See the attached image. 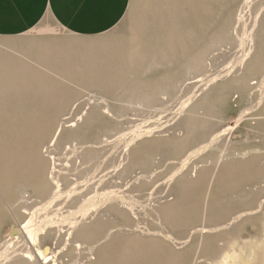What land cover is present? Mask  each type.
Masks as SVG:
<instances>
[{"label": "rangeland", "instance_id": "rangeland-1", "mask_svg": "<svg viewBox=\"0 0 264 264\" xmlns=\"http://www.w3.org/2000/svg\"><path fill=\"white\" fill-rule=\"evenodd\" d=\"M254 22L259 51L242 67L237 39ZM154 56L158 65L150 64ZM263 77L264 0H129L122 18L101 34L74 35L47 16L20 35L0 36V240L17 225L15 215L21 221L22 211L32 209L38 220L61 218L49 221L47 230L56 231L63 216L89 222L79 230V264H95L88 261L93 257L96 264H192L194 258L193 264H208L206 258L217 257L229 241L261 239ZM80 113L83 120L73 132L79 131V140L72 142L66 131L52 142L57 124ZM69 142L76 143L74 151L64 149ZM45 147L75 181L63 186L47 211L40 202L45 194L39 156ZM22 180L27 195L18 201ZM72 185L79 199L69 201L64 194ZM111 189L122 200L97 195ZM92 202L97 211L80 210ZM135 221L141 231L123 226ZM219 224L197 247L195 229ZM25 248L23 242L15 245ZM74 254L63 255L64 263L72 264Z\"/></svg>", "mask_w": 264, "mask_h": 264}, {"label": "bare ground", "instance_id": "bare-ground-1", "mask_svg": "<svg viewBox=\"0 0 264 264\" xmlns=\"http://www.w3.org/2000/svg\"><path fill=\"white\" fill-rule=\"evenodd\" d=\"M239 14V13H238ZM259 14H257L258 16ZM239 18H237L238 20ZM256 19V18H255ZM257 20V19H256ZM256 22V21H255ZM255 22L250 26V28L248 27H242V30L240 31V39L239 40V44L240 47H242V54L239 58V62L240 65H242V67L246 66V65H251V57L253 55V53H257L259 51V47H255L254 49V45L257 42L255 37H254V27H255ZM236 26V25H235ZM247 26V25H246ZM237 27V26H236ZM235 33V32H234ZM257 36V35H256ZM239 46V45H238ZM239 47V48H240ZM240 49V50H241ZM166 52V51H165ZM167 53V52H166ZM163 54V53H162ZM161 54V55H162ZM168 54V53H167ZM183 54V53H182ZM155 55V54H154ZM255 56V55H254ZM160 57V56H159ZM185 57V56H184ZM196 57V56H195ZM161 58V57H160ZM204 58V53L200 56V62H202L201 60H203ZM162 59V58H161ZM197 59V58H196ZM205 59V58H204ZM251 59V60H250ZM158 60H160L159 58L157 59L155 56L152 57L150 64L151 65H158ZM198 62V61H197ZM199 62V63H200ZM204 63V62H203ZM193 64V63H192ZM201 64V63H200ZM148 66V65H147ZM196 66V65H195ZM204 66V65H203ZM146 68V67H145ZM199 69H201L199 67ZM203 70V69H202ZM11 73V72H10ZM4 74V72H3ZM24 74V73H23ZM10 76V75H9ZM25 76V75H24ZM262 77V76H261ZM9 78V77H8ZM216 78V77H215ZM6 79V78H5ZM10 79V78H9ZM188 81V80H187ZM192 81V80H191ZM202 81V80H201ZM214 81V80H213ZM197 82V81H196ZM183 83V82H182ZM191 84V82H189ZM260 87L264 88V77L261 79L260 81ZM260 88V90H261ZM27 91V90H26ZM11 93V92H10ZM9 93V95H10ZM30 94V93H29ZM13 96V95H12ZM33 98V97H32ZM190 99V98H189ZM8 100L10 101V98H8ZM259 101V100H258ZM23 102V101H22ZM189 102V101H188ZM28 103V102H27ZM190 103H186L183 104L181 111H185L188 107H189ZM38 106V105H37ZM35 106V107H37ZM29 107V106H28ZM33 107V108H35ZM27 108V107H26ZM1 109V108H0ZM37 109V108H35ZM25 110V109H24ZM27 110V109H26ZM30 110V108H29ZM27 110V111H29ZM90 111V110H89ZM26 112V111H25ZM99 112V111H98ZM16 113V112H14ZM29 113V112H28ZM27 113V114H28ZM34 113H37L34 111ZM102 113V112H101ZM38 114V113H37ZM65 114V113H64ZM63 114V115H64ZM81 114V113H80ZM84 114V113H83ZM100 114V113H99ZM103 114V113H102ZM29 115V114H28ZM35 115V114H34ZM96 115H98V113H96ZM23 117V115H21ZM30 116V115H29ZM101 116V115H100ZM82 114L70 119H65L62 123H58L53 134L51 137L52 142H56L57 140H60L63 136V134H65L66 131L68 132H72V142L74 140H79V131L78 133H76L77 135H74L73 132L76 131L77 125L79 123L80 120H83L82 118ZM95 117V116H94ZM27 118V117H26ZM28 118H31L28 117ZM93 118V117H91ZM90 118V119H91ZM34 119V118H33ZM13 120V119H12ZM25 120V119H24ZM30 120V119H29ZM32 120V119H31ZM86 120V119H85ZM110 120V119H109ZM240 121V120H239ZM21 122V121H20ZM19 122V123H20ZM61 122V121H60ZM30 123V122H29ZM33 123V121L31 122ZM21 124V123H20ZM37 124V123H36ZM42 124V123H41ZM32 125V124H31ZM43 125V124H42ZM39 126V124H38ZM40 127V126H39ZM45 127V126H44ZM30 128V125L29 127ZM27 128V130H28ZM42 128V127H41ZM32 129V128H31ZM33 130V129H32ZM70 130V131H69ZM31 131V130H29ZM35 132V131H34ZM82 132V131H81ZM149 132V131H147ZM25 133V132H24ZM85 133V131H84ZM81 133V134H84ZM140 133H138L136 136L138 137ZM142 134V133H141ZM33 135V133H32ZM47 135V134H46ZM83 135H81L80 137H82ZM135 136V135H134ZM23 137V136H22ZM27 137V136H26ZM71 137V136H70ZM85 137V136H83ZM103 138V136H102ZM139 138V137H138ZM28 139V138H27ZM63 139V138H62ZM82 140V138H80ZM108 140V139H107ZM112 141V140H111ZM134 139L133 137L131 138V141L129 142V144H127V148H125L124 152H127L128 149L130 148L131 145L134 144ZM69 142L67 148L64 146V149H69L71 148V151H74L76 149V143H72ZM85 142V141H84ZM83 143V142H82ZM86 143V142H85ZM83 143V144H85ZM110 143V141L108 142ZM27 144V143H26ZM90 144V143H89ZM96 144V143H95ZM86 145V144H85ZM24 147V146H23ZM88 147V146H87ZM126 147V146H125ZM25 148V147H24ZM40 148V147H39ZM38 148V149H39ZM92 148V147H91ZM90 148V149H91ZM28 148H25V150ZM95 149V148H94ZM19 150V149H18ZM24 151V150H23ZM30 151V150H29ZM33 151V150H32ZM21 153V152H19ZM34 153V152H33ZM37 153V152H36ZM39 153V152H38ZM41 156L40 160L42 161V165H40V174H41V186H42V190L45 194V198L41 199V203L43 205V209L44 211H47L50 207L56 205L57 201L59 200V198L61 197L62 194V188L63 186H70L71 184H74V182H72L70 180V177L68 175L67 172H65L63 169L67 168V167H62L59 165V163L57 162L58 159L53 156H50L49 154L51 152L47 151V147H45L44 149H42L40 151ZM26 154V153H25ZM126 154V153H125ZM40 155V154H38ZM26 156V155H25ZM50 156V157H49ZM94 156V155H93ZM23 157V156H22ZM126 157V156H125ZM131 157V156H130ZM18 158V157H17ZM21 158V157H20ZM128 159V152H127V157ZM125 159V160H127ZM187 159V158H186ZM7 160V159H6ZM45 160H47V165L45 163ZM57 160V161H56ZM185 159H183L180 163V168L183 167L184 163L186 164V162H184ZM8 161V160H7ZM12 161V160H11ZM14 161V160H13ZM188 161V160H187ZM129 162V161H128ZM184 162V163H183ZM10 165V164H9ZM66 165V164H65ZM11 166V165H10ZM9 166V167H10ZM13 166V165H12ZM120 166V165H119ZM14 167V166H13ZM186 167V166H185ZM12 168V167H11ZM119 168V167H118ZM5 169V168H4ZM24 169V168H22ZM124 169V168H123ZM126 169V168H125ZM14 171L16 170L13 169ZM67 170H69L67 168ZM119 170V169H118ZM182 169H179L177 171V173L172 174L169 179L168 182L170 183V181L178 174V172H181ZM23 172V171H22ZM25 172V170H24ZM29 172V171H28ZM10 173V172H9ZM152 173V172H151ZM8 174V173H7ZM13 174V173H12ZM21 174V173H18ZM25 174V173H24ZM31 174V173H30ZM144 174V173H143ZM6 175V174H5ZM4 176V175H3ZM16 176V175H15ZM26 178V182L27 180V175H24ZM1 177V176H0ZM9 177V176H8ZM7 177V178H8ZM13 177V176H12ZM145 177V175H144ZM32 178V177H31ZM16 179V178H15ZM20 180V178H18ZM30 179V178H28ZM35 179V178H33ZM73 180V179H72ZM101 180V179H100ZM145 180V179H143ZM8 181V180H7ZM7 181H4V186L7 183ZM12 179L9 181L11 182ZM17 181V180H16ZM23 181V180H22ZM32 181V180H31ZM19 181H17L18 183ZM25 181L21 182L22 184H18L17 189L19 192V197H18V201H23L25 200V196L26 191L25 188L28 187L27 183ZM29 183V182H28ZM98 183V182H97ZM30 184V183H29ZM50 184L51 188L49 192H46V188H48V185ZM99 184V183H98ZM32 185V184H31ZM75 185V184H74ZM72 185L64 194V198H66V200L69 201H74L77 198L79 199V190L76 188V186ZM118 185V184H117ZM99 186V185H98ZM113 186V185H112ZM6 187V186H5ZM8 187V186H7ZM46 187V188H45ZM143 187V186H142ZM141 187V188H142ZM66 188V187H65ZM10 189V188H9ZM13 189V188H12ZM108 189V188H107ZM114 189V188H113ZM105 190L103 192H98L97 195H99L100 198H102L104 201L105 200H110L111 198H115V200L117 198H121L120 195H118V193L115 192V190ZM119 189V188H118ZM35 190V189H33ZM37 190V189H36ZM97 190V189H96ZM9 191V190H7ZM95 191V188H94ZM32 192V191H31ZM119 192V190H118ZM121 192V191H120ZM4 194V192H3ZM13 194V193H12ZM26 194V195H25ZM33 194V193H32ZM31 194V195H32ZM121 194V193H120ZM17 194H15V196L12 197H17ZM5 196V195H4ZM10 196V195H9ZM34 196V195H33ZM125 197V196H124ZM128 197V195H127ZM9 198V197H8ZM33 198V197H32ZM99 198V199H100ZM130 198V197H129ZM127 198V199H129ZM2 199V198H1ZM86 199V198H85ZM11 200V199H10ZM83 200V199H82ZM98 199H96L97 201ZM114 200V201H115ZM122 200V198H121ZM121 200L119 202H121ZM134 200V199H132ZM131 200V201H132ZM12 201V200H11ZM85 201V200H84ZM102 201V200H101ZM112 201V199H111ZM260 201V200H259ZM10 202V201H8ZM113 202V201H112ZM137 202V201H136ZM172 202V201H171ZM13 203V202H12ZM11 203V204H12ZM16 203V202H15ZM79 203V202H78ZM82 203V202H81ZM105 203V202H104ZM118 203V201H117ZM138 203V202H137ZM260 203H262L260 201ZM10 204V203H9ZM102 203H99V205ZM110 204V203H109ZM133 204V203H132ZM136 204V203H135ZM168 204V203H167ZM5 205V204H4ZM108 205V202H107ZM131 205V204H130ZM129 205V206H130ZM170 206V204H168ZM175 205V204H174ZM263 205V204H262ZM261 205V206H262ZM79 206H77V211L79 212ZM93 206V209L95 211H97L99 209V206H95V202L93 203H88L86 204H82L80 206V210L83 212H86L89 210V207ZM119 206V205H118ZM126 206V205H125ZM137 206V205H136ZM9 207V206H8ZM101 207V206H100ZM106 207V206H105ZM113 207V206H112ZM123 207V206H122ZM162 207V206H161ZM15 208V207H13ZM108 208H110L108 206ZM107 208V209H108ZM129 208V207H127ZM3 209V208H2ZM10 211L12 210V208H8ZM16 209V208H15ZM92 209V207L90 208ZM104 209V208H103ZM118 209V208H117ZM259 209V208H258ZM6 210V209H5ZM36 209H32L29 211H22L24 213H26V217L21 220L18 221L16 217L18 216H14V220L17 223V225H12L9 229V231L6 233V236L3 240H0V264H67L64 263L63 260V255H67V252L69 254H74V253H78L79 254V246H80V242H79V230H81L82 227H85V225L89 222L87 221H79V219L77 220L76 217H69V216H63L62 220H63V224L62 225H56L57 230L53 231L52 229L47 230L49 224V221H57V220H61L60 217H58V215L47 218V219H42V220H38L36 218ZM109 210V209H108ZM131 210L133 211V209L131 208ZM130 208H129V212H131ZM161 210V208H160ZM251 210V209H249ZM7 211V210H6ZM14 211V210H13ZM106 211V210H105ZM113 211V210H112ZM164 211V210H163ZM255 211V210H254ZM253 211V212H254ZM16 212V211H15ZM20 212V211H19ZM21 212V213H22ZM69 214H71L73 211L68 210ZM91 212V211H90ZM107 212V211H106ZM162 212V211H161ZM251 212V211H250ZM249 212V213H250ZM14 213V212H13ZM97 213V212H96ZM95 213V214H96ZM102 213V212H101ZM105 213V212H104ZM242 213V212H240ZM246 213V212H245ZM4 214V213H3ZM19 214V213H18ZM56 214V213H55ZM54 214V215H55ZM121 214V213H120ZM124 214V213H123ZM130 214V213H129ZM136 214V213H135ZM134 214V215H135ZM252 214V213H251ZM48 215V213L46 214L45 212V217ZM72 215V214H71ZM102 215V214H101ZM138 215V214H137ZM246 215V214H245ZM248 215V214H247ZM1 216V215H0ZM89 216V214H88ZM105 216V215H103ZM119 216V215H118ZM131 216V215H130ZM241 215H237L235 216L236 219H238ZM2 217V216H1ZM94 217V216H93ZM100 217V216H99ZM98 217V218H99ZM129 217V216H128ZM3 218V217H2ZM40 218V217H39ZM60 218V219H59ZM85 218V216H84ZM89 218V217H88ZM102 218V217H101ZM131 218V217H130ZM134 218V217H133ZM95 219V218H94ZM132 219V218H131ZM159 219V218H158ZM163 219V218H162ZM12 220V219H11ZM13 220V222H14ZM88 220V219H87ZM90 220V219H89ZM234 220V219H233ZM100 221V219H99ZM138 221V220H137ZM137 221H135V223L133 225L124 223L123 226L125 227H131V231H138L140 230V226L138 225ZM176 221V220H175ZM12 222V223H13ZM134 222V221H133ZM234 222V221H233ZM231 222V223H233ZM2 223V222H1ZM91 223V222H90ZM122 223V222H121ZM178 223V222H177ZM229 223V222H228ZM3 224V223H2ZM100 224V223H99ZM55 225V224H53ZM226 225V224H225ZM228 225V224H227ZM91 226V225H90ZM219 226H221V224L216 225V226H211V227H206L204 225H201L199 228L195 229V233L198 235V244L197 247L202 244L203 242V237L206 233H212L215 232L217 230V228H219ZM98 227V226H97ZM114 227V226H113ZM111 227V228H113ZM229 227V226H228ZM65 228V229H64ZM110 228V227H109ZM108 228V229H109ZM120 228V227H119ZM227 228V227H226ZM173 229V228H172ZM85 230V229H84ZM94 230V229H93ZM106 230V228L104 229ZM129 230V229H128ZM53 231V232H52ZM95 231V230H94ZM109 232V230H106ZM121 231V230H120ZM124 232V230H122ZM121 231V232H122ZM127 231V230H126ZM141 231V230H140ZM113 232V231H112ZM143 232V231H142ZM145 232V231H144ZM158 232V231H157ZM168 232V230H167ZM85 233V232H84ZM95 233V232H94ZM107 233V232H106ZM125 233V232H124ZM150 233V232H149ZM148 233V235H149ZM153 233V232H152ZM109 234V233H107ZM87 235V234H86ZM96 235V234H95ZM99 235V232H98ZM112 235V234H111ZM157 235V234H156ZM254 235V234H253ZM100 236H101V232H100ZM105 236V235H104ZM110 236V235H109ZM106 236V237H109ZM99 237V236H98ZM143 237V236H141ZM81 238L85 241L84 239V235L81 236ZM100 238V237H99ZM102 238V237H101ZM129 238V237H128ZM164 238V237H163ZM165 238L167 241L170 242H174V238L172 235H170V233H166L165 234ZM81 239V241H82ZM98 239V238H97ZM120 239V238H119ZM87 240V239H86ZM96 239H94L95 241ZM101 240V239H100ZM98 241V240H97ZM117 241V239H116ZM189 240L187 239L186 241H184V243H187ZM25 243L26 248L25 249H15V245L17 243ZM86 242V241H85ZM88 242V241H87ZM96 243V241H95ZM117 243V242H116ZM90 244V243H89ZM114 244V243H113ZM84 245V244H83ZM86 245V244H85ZM88 245V243H87ZM109 245V243L107 244ZM103 246V245H101ZM226 247L223 249L222 253L219 254L217 257L215 258H206V263L208 264H264V233L262 235L261 239H252L249 241H244L242 244H239L237 241H229L226 243L225 245ZM60 248L59 251H56V248ZM87 247L84 246L83 249ZM106 247V246H105ZM109 247V246H108ZM112 247V246H111ZM96 248V247H94ZM97 248H99L97 246ZM81 249V248H80ZM92 249V248H91ZM96 250V249H95ZM108 250V249H107ZM90 251V250H89ZM99 251H101L99 249ZM115 251V250H114ZM114 253V252H113ZM72 255L73 256V262L72 264H79V260H78V255ZM117 254V253H116ZM89 256V255H88ZM100 256V255H98ZM69 257V256H68ZM85 257V256H83ZM87 257V256H86ZM104 257V256H103ZM118 257V256H117ZM105 258V257H104ZM69 259H71V257H69ZM97 259V258H96ZM95 258H89V262H95L96 264V260ZM195 258L193 259V263H194ZM71 261V260H70ZM192 263V264H193Z\"/></svg>", "mask_w": 264, "mask_h": 264}, {"label": "crops", "instance_id": "crops-1", "mask_svg": "<svg viewBox=\"0 0 264 264\" xmlns=\"http://www.w3.org/2000/svg\"><path fill=\"white\" fill-rule=\"evenodd\" d=\"M128 2L129 0H0V36L20 35L47 16L74 35L101 34L122 18Z\"/></svg>", "mask_w": 264, "mask_h": 264}]
</instances>
